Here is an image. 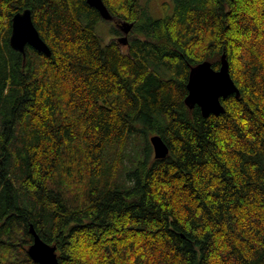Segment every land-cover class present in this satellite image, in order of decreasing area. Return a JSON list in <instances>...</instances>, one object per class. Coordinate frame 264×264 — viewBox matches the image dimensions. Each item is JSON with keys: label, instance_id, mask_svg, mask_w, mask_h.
Wrapping results in <instances>:
<instances>
[{"label": "trees", "instance_id": "obj_1", "mask_svg": "<svg viewBox=\"0 0 264 264\" xmlns=\"http://www.w3.org/2000/svg\"><path fill=\"white\" fill-rule=\"evenodd\" d=\"M104 2L126 49L87 0H0V264H40L31 225L60 264H264V0ZM28 8L51 55L10 43ZM224 54L240 95L205 117L189 74Z\"/></svg>", "mask_w": 264, "mask_h": 264}, {"label": "water", "instance_id": "obj_2", "mask_svg": "<svg viewBox=\"0 0 264 264\" xmlns=\"http://www.w3.org/2000/svg\"><path fill=\"white\" fill-rule=\"evenodd\" d=\"M88 3L97 8L103 19L110 21L115 17L112 15L104 0H87ZM119 27L123 30L124 36L119 38L122 44L128 43V34L130 33L133 22L118 21ZM12 47L26 55V47L32 46L39 52L47 55L52 54V50L47 42L42 38L38 28L33 20L31 9H25L17 12L12 18V33L10 37ZM221 67L216 69L210 60L202 61L193 66L189 74L187 83L188 95L185 102L190 107L199 105L203 115L209 116L211 113L221 114L225 108L222 103L223 98L235 93L240 95V90L236 85L230 73L229 61L226 54L222 56ZM154 148L155 158H165L170 151L168 144L158 134L150 137ZM34 235V241L29 246V255L40 264H60L57 253V246L43 240L40 235L31 227Z\"/></svg>", "mask_w": 264, "mask_h": 264}, {"label": "rangeland", "instance_id": "obj_3", "mask_svg": "<svg viewBox=\"0 0 264 264\" xmlns=\"http://www.w3.org/2000/svg\"><path fill=\"white\" fill-rule=\"evenodd\" d=\"M164 1H171V0H143V3L149 5V8L151 9V12L153 13L154 16L159 17L162 15V13L160 11V7H161L162 2H164ZM113 25H116V24L113 23ZM117 27L120 29V32H121L119 35L111 33L112 23L109 21L103 20L100 23L98 30H99V33L102 35L103 39L106 42H108L111 40V38H115V39L119 40V38L124 36L123 30L119 26H117ZM129 36H131V33L128 34V38H129ZM121 45L123 46L124 49H126L125 44L121 43ZM152 135H153V133L145 134V136H148L149 141H150V137ZM133 140H134V142H133V145L131 147L136 146V149H139V151H140V147L139 146L137 147V145L141 144L140 140H139V142L137 139H133ZM151 147H152V149L149 150V153H150L149 159H152L154 157V148H153L152 143H151ZM136 153H137L136 150L132 149L130 147L125 151V155L123 158V163H124L125 167H128L131 165L132 155H135ZM136 157H135V159H136Z\"/></svg>", "mask_w": 264, "mask_h": 264}, {"label": "bare ground", "instance_id": "obj_4", "mask_svg": "<svg viewBox=\"0 0 264 264\" xmlns=\"http://www.w3.org/2000/svg\"><path fill=\"white\" fill-rule=\"evenodd\" d=\"M109 9V8H108ZM113 15V14H112ZM114 16V15H113ZM115 17V16H114ZM114 20H117V21H120L121 19H118V18H116L115 17V19ZM12 26V25H11ZM128 43H129V38H128ZM125 45H127V44H125ZM198 105V104H197ZM189 106V105H188ZM196 106V105H195ZM194 106V107H195ZM190 107V106H189ZM190 108H193V107H190ZM136 134V133H135ZM154 135V134H153ZM158 135H160V134H158ZM138 136H139V134H138ZM137 136V137H138ZM161 136V135H160ZM162 137V136H161ZM163 138V137H162ZM130 141V140H129ZM138 143V142H137ZM169 153H170V151H169ZM109 163H110V161H109ZM31 227H33L34 228V226H32L31 225ZM31 227H30V231H31ZM35 229V228H34ZM35 231H36V229H35ZM37 232V231H36ZM32 233V232H31ZM38 233V232H37ZM39 234V233H38ZM33 235V234H32ZM40 235V234H39ZM41 237V236H40ZM42 238V237H41ZM33 241H34V235H33ZM33 243V242H32ZM29 249V248H28ZM32 258V257H31ZM33 259V258H32ZM58 259H59V257H58ZM34 260V259H33ZM35 261V260H34Z\"/></svg>", "mask_w": 264, "mask_h": 264}, {"label": "flooded vegetation", "instance_id": "obj_5", "mask_svg": "<svg viewBox=\"0 0 264 264\" xmlns=\"http://www.w3.org/2000/svg\"><path fill=\"white\" fill-rule=\"evenodd\" d=\"M116 25L119 26V25H118V21L116 22ZM120 33H121V32H120Z\"/></svg>", "mask_w": 264, "mask_h": 264}]
</instances>
